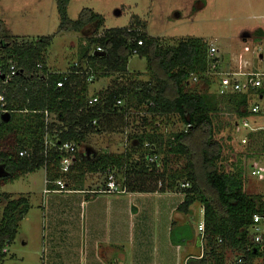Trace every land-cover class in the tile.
<instances>
[{
	"label": "trees",
	"instance_id": "trees-1",
	"mask_svg": "<svg viewBox=\"0 0 264 264\" xmlns=\"http://www.w3.org/2000/svg\"><path fill=\"white\" fill-rule=\"evenodd\" d=\"M70 1L57 0L60 31H80L91 23L101 25L102 15L88 7L81 10L78 19L72 20L68 15ZM3 34L0 37V57L13 59L19 73L10 83L0 87V92L5 95L2 108L5 111H0V170H4L0 172V198L3 185L42 167H45L48 189H53L52 182L64 176L60 172L61 144L71 141L81 145L89 134L101 132L109 119L120 117L125 120L132 110L144 109L142 121L143 125H149V131L144 128L137 135L139 147L143 149L140 158L133 160L131 151L119 154L103 152L90 161H83L77 153L76 161L65 176L78 170L77 180L81 183L69 189H78L83 184L85 172L122 169L127 192L182 193L184 199L177 208L180 217L190 214L196 201L203 205L206 246L199 255L189 254L187 264H227L224 250H245L249 240L247 227L253 214L262 210L263 198L260 193L250 194L244 190L247 171L244 162L236 170H220L218 162L222 157V146L214 138L213 115L228 110L236 118L250 116L251 94L231 92L215 95L188 89L193 75L208 86L211 84L208 72L216 58L209 56L210 46L204 39L189 37L176 46L163 47L157 37L139 33L134 28H111L102 37L93 39L103 50L94 53L96 47L90 53L85 52V66L79 62L78 66L72 64L66 74L50 70L45 63V50L55 35L20 39ZM134 49L146 57L147 68L156 78V83L115 84L94 94L99 97V102L89 105L91 83L87 80V72L94 73L95 79L115 72L125 73ZM38 64L42 67L38 68ZM64 75H67V80L58 87L57 82ZM258 93L264 95V90H258ZM132 98L137 99V103H131ZM119 99L124 101L122 106H116ZM171 115H178L186 126H190L187 130L170 133L164 140L159 132L158 119ZM53 116L58 119H51ZM256 134L264 137V131L251 135ZM255 136L250 141L252 151L259 137ZM263 137L260 139L264 140ZM47 138L52 142L48 147ZM146 142L150 143L149 147L145 146ZM157 144L164 146L166 154L186 160L182 169L172 170L164 177L161 182L163 188H158L156 183L152 186L147 184L144 178L156 172V162H149L147 155L154 153L159 156ZM180 178L185 179L180 182ZM183 182H189L190 186L181 187ZM5 198L8 200L0 223L1 258L5 257V246L15 240L20 222L30 209L26 196ZM187 226L182 225L179 233L172 228L173 244H187L194 238L193 230L188 231ZM195 243L200 246V234Z\"/></svg>",
	"mask_w": 264,
	"mask_h": 264
},
{
	"label": "rangeland",
	"instance_id": "rangeland-1",
	"mask_svg": "<svg viewBox=\"0 0 264 264\" xmlns=\"http://www.w3.org/2000/svg\"><path fill=\"white\" fill-rule=\"evenodd\" d=\"M87 7L102 15L100 26L91 23L80 31H60L61 17L57 0H0V37L4 36L3 33L20 39L55 35L50 47L45 50V63L52 71L58 72L68 71L69 66L75 62L84 67L87 60L84 53H90L98 45L93 39L102 37L111 28L127 27L146 35L150 33L160 40L163 47L176 46L181 40L189 37H200L209 46L217 48L214 54L218 60L216 72L220 71L222 74L211 71L209 86L201 79L199 82L189 80L188 89L207 91L215 95L219 94L220 83L224 79L232 78L230 73L264 71V0H71L68 15L72 20H76L81 10ZM104 77L106 86L103 90L115 84L131 86L139 81H150L152 84L157 81L147 68L146 57L139 54H133L130 58L125 73L115 72ZM97 79L99 81L92 83V89L89 87L90 95L101 91L100 81L105 78ZM136 100L132 98L130 102L135 104ZM254 103H259L264 108V97L251 95L250 106ZM144 114V109H136L132 110L125 120L120 117L109 119L101 132L89 134L80 145V158L90 161L93 156L103 152L119 154L124 151H131L133 160L140 158L143 149L139 147L137 135L144 128L149 129V125H143ZM51 119L58 118L53 116ZM158 120L159 132L164 140L170 133L187 130L178 115ZM213 120L214 138L222 146V157L218 162L220 170H236L242 162L247 166V172L251 170L252 164L264 166V140L260 139L263 135H250L257 137L252 151L250 144L241 146L236 143L248 134L249 129L239 124L230 111L223 110L214 114ZM253 120L257 125L264 126V113L255 116ZM157 146L160 154L155 166L156 172L147 174L144 178L148 181L147 184L152 186L156 183L158 188H163L161 182L164 177L170 175L172 170L182 169L186 160L184 157L166 154L163 145ZM247 151H250L248 156L245 154ZM240 159L243 160L240 162ZM0 172H4L3 168ZM79 173L80 171L75 170L69 176L62 177L68 189L81 183L77 180ZM184 179L178 180L182 182ZM125 180L124 170L111 168L106 172H85L82 183L89 190H103L107 189L110 181H115L119 188L124 189ZM244 181V190L247 193H260L264 198V188L258 178L249 177L248 173ZM52 185L58 188L55 182H52ZM47 189L45 167L1 187L0 223L7 196L11 195L12 199H16L29 195L27 197L30 209L20 222L15 240L5 246V257H0V264H48L47 242L44 236L56 227L51 220L52 212L60 205H65L64 200L60 199H71L74 195L56 194ZM160 206L164 210L165 205ZM202 209L203 205L196 201L190 214L183 218L177 213L173 217V226L177 233L184 224L188 225V231L193 230L194 233V238L186 246L187 252H182L185 256L188 253L199 255L206 246L205 242L200 241V246L195 243L199 235ZM162 222L163 219L156 217L151 224L158 230L162 229ZM159 238L157 236L155 239ZM224 253L229 263L234 258V253L228 249L224 250Z\"/></svg>",
	"mask_w": 264,
	"mask_h": 264
},
{
	"label": "crops",
	"instance_id": "crops-1",
	"mask_svg": "<svg viewBox=\"0 0 264 264\" xmlns=\"http://www.w3.org/2000/svg\"><path fill=\"white\" fill-rule=\"evenodd\" d=\"M102 78L100 90L106 86V77ZM56 189L51 192L74 196L60 199L65 205L58 204L52 212L56 227L44 236L48 264H187V255L192 253L186 257L182 252H187L189 243L175 245L171 241L173 217L183 202L182 193L109 192L89 190L83 184L64 192ZM160 204L165 205L164 210ZM156 217L163 219L162 229L152 227ZM157 236L160 238L155 239Z\"/></svg>",
	"mask_w": 264,
	"mask_h": 264
},
{
	"label": "built area",
	"instance_id": "built-area-1",
	"mask_svg": "<svg viewBox=\"0 0 264 264\" xmlns=\"http://www.w3.org/2000/svg\"><path fill=\"white\" fill-rule=\"evenodd\" d=\"M138 44H142L141 41H139ZM103 49L99 46L96 48L94 53L101 52ZM217 52V48L215 46L209 47V56L211 58H215L214 54ZM134 54H138V49L133 50ZM75 66H78V63H74ZM38 68H41L42 65L38 64ZM218 68V60L211 62L210 70L208 74H210L211 71H214L217 74H222V72H216V69ZM19 73V67H17V63L11 59V58H1L0 57V87L7 85L10 83L14 77ZM66 74L68 72H65ZM89 73V76L87 80L92 83L94 82L95 76L94 73ZM232 75V78L224 79L223 82L219 85V94H227L231 92H240V93H249L251 95L255 94L258 95L260 98H263L264 95L258 93V90H264V71H251V72H233L230 73ZM67 80V75H64V77L57 82L58 87H62ZM199 80L197 75H193L190 79V81L197 82ZM97 102H99V97L96 95L90 96L88 103L89 105H94ZM123 100L119 99L116 102V106H122ZM5 105V95L4 93L0 92V111H5L2 109ZM250 116L243 117V118H237L238 123L245 127V129H249V132L247 135L243 136L241 139L236 142L238 145L241 146H247L250 144L251 141V134H254L258 131H264V126L257 125L256 121L253 120V118L261 113H264V108L260 106L259 103H254L250 107ZM96 123V121H94ZM190 124L187 125V129L189 128ZM52 142L47 138L46 139V146H50ZM146 147L150 146V143H145ZM80 145L71 141L65 142L59 146V151L62 152V157L60 160V172L62 174H68L70 172V169L74 162L76 161V154L78 153ZM250 153V151L245 154ZM239 154V153H236ZM147 159L149 162H157L159 159L158 154H148ZM247 167V166H246ZM249 177H256L258 180H260L262 183V186L264 188V166H255L252 164L251 170L249 172L246 171V174ZM63 178H58L54 182L56 185H58V189L56 191L64 192L67 191V184L64 183L62 180ZM189 182H183L181 183V187H189ZM49 191V189H47ZM105 191L109 192H125V189L119 188L118 185H116L115 181H110L107 185V189ZM204 210L202 209V220L199 223L198 230L200 234V241L201 243H204L205 240V224H204ZM248 231V244L244 251H236L234 253V258L227 264H264V198H263V207L260 212H256L253 214L251 222L249 226L247 227ZM250 255L252 258H250ZM251 259V260H250Z\"/></svg>",
	"mask_w": 264,
	"mask_h": 264
}]
</instances>
